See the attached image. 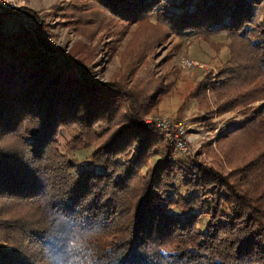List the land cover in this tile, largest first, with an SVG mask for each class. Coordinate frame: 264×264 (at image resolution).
Returning <instances> with one entry per match:
<instances>
[{
  "label": "trees",
  "instance_id": "obj_1",
  "mask_svg": "<svg viewBox=\"0 0 264 264\" xmlns=\"http://www.w3.org/2000/svg\"><path fill=\"white\" fill-rule=\"evenodd\" d=\"M163 1L87 2L135 21ZM261 1L176 0L156 16L172 33L224 31L242 41L248 64L232 63L230 43L231 58L217 72L223 83L246 69L264 74V35L249 36ZM35 21L32 35L23 29L0 45V210H17L0 219V240L10 244H0V264H264V151L229 173L184 162L186 194L171 197L178 157L144 119L165 90L160 79L130 68L116 80H97ZM202 83L203 90L218 85ZM248 100L238 95L217 110ZM250 115L245 126L260 125L264 106ZM63 129L76 132L70 148L93 146L87 159L60 150Z\"/></svg>",
  "mask_w": 264,
  "mask_h": 264
},
{
  "label": "rangeland",
  "instance_id": "obj_2",
  "mask_svg": "<svg viewBox=\"0 0 264 264\" xmlns=\"http://www.w3.org/2000/svg\"><path fill=\"white\" fill-rule=\"evenodd\" d=\"M87 1L22 0V4L14 8V13H0V45L3 39L23 29L32 35L38 18L46 40L81 59L91 70L93 78L116 80L131 68V73L135 71V74L139 72L142 76L160 79L159 83L165 90L144 119L148 123H153L155 118L181 121L187 138L185 151H179L170 144L178 157L173 164L171 197H184L186 194L183 184L188 165L184 162L195 160L221 173H229L238 165H248L264 151V121L260 125L245 126L252 111H259L264 106V74L257 70L255 75L246 69L236 81L222 83L218 79L217 72L231 58L230 43L233 45L232 63L248 64L249 50L235 35L224 31L207 35L172 33L156 15L160 7L167 2L173 5L176 0H164L135 21L113 17L101 11L96 3ZM252 20L250 39H259V34L264 35V0L253 10ZM184 58L197 61L202 66L182 67L180 61ZM202 82L218 85L215 89L203 90ZM242 94L249 98L246 104L218 112L221 105ZM75 135V130L63 129L58 141L60 150L78 162L90 156L93 146L70 148L68 142ZM160 157V151L150 157L141 173ZM242 170L251 177L248 168ZM7 208L4 213L0 210V219L17 212ZM207 222V215H202L201 231ZM2 235L0 232V239ZM0 244L10 245L1 240Z\"/></svg>",
  "mask_w": 264,
  "mask_h": 264
},
{
  "label": "built area",
  "instance_id": "obj_3",
  "mask_svg": "<svg viewBox=\"0 0 264 264\" xmlns=\"http://www.w3.org/2000/svg\"><path fill=\"white\" fill-rule=\"evenodd\" d=\"M22 4V0H0V13L5 9H14ZM182 67L202 66V64L192 59L184 58L180 61ZM154 125L160 129L165 136L173 143L179 151H185L187 148V138L184 124L181 121L171 122L166 119L155 118Z\"/></svg>",
  "mask_w": 264,
  "mask_h": 264
}]
</instances>
